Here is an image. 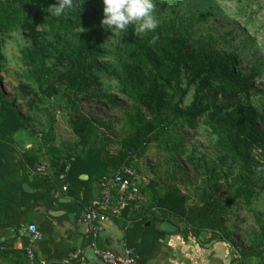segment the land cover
<instances>
[{
	"label": "trees",
	"instance_id": "1",
	"mask_svg": "<svg viewBox=\"0 0 264 264\" xmlns=\"http://www.w3.org/2000/svg\"><path fill=\"white\" fill-rule=\"evenodd\" d=\"M72 3L65 14L52 17L48 8L58 6L57 0H0V71L5 60L1 52L3 38L22 34L30 39L32 45L20 50L29 84L49 98L63 86L67 96L72 97L68 119L78 139L77 153L61 159L62 152L52 147L55 119H50L42 144L50 156L49 172L34 174L40 153L19 150L15 141L30 120L23 119L0 91V230L14 227L17 215L29 207L60 204L55 195L64 187V196L86 210L97 197L96 189L103 177L123 165L139 172L137 162L152 144L167 148L171 141L179 148L177 129L188 127L202 129L210 136L221 157L238 167V173L210 174L191 205L175 188L141 185L146 203L138 210L128 207L120 218H115L126 219L121 226L126 247L136 251L139 264H145L147 251L163 233L157 228L163 222L176 228L183 240L192 237L200 244L228 243L240 255V259H232V264H264V226L254 233L248 248L239 249L224 225L225 213L232 211L234 204L250 206L257 197L264 196V161L255 157L257 151L264 155V100L258 101L251 85L256 75L240 77L230 62L216 59L211 53L188 52L187 31L173 35L160 23L155 32L143 36L127 31L121 36L123 50L114 68L120 73L121 93L133 107L126 116L128 132L114 153L94 148L90 139L95 135V121L80 113L74 99L93 83L100 84L98 72L107 49L100 29L94 28L102 26L96 20L103 19V7L97 9L96 0ZM156 3L157 9L163 7ZM79 32L91 35L79 43L69 40ZM153 36L157 39L150 43ZM61 44L57 61L64 70L57 72V67L49 64L50 47ZM191 89L192 101L186 104ZM64 162L70 166L67 172ZM84 175L87 180L80 179ZM145 192H149V198ZM1 238V261L28 264L24 250L12 249Z\"/></svg>",
	"mask_w": 264,
	"mask_h": 264
},
{
	"label": "rangeland",
	"instance_id": "2",
	"mask_svg": "<svg viewBox=\"0 0 264 264\" xmlns=\"http://www.w3.org/2000/svg\"><path fill=\"white\" fill-rule=\"evenodd\" d=\"M96 7H104L102 0H96ZM153 15L165 28L176 33H186V49L196 54L211 53L214 58L230 62L237 69V75L251 79V85L257 93L259 102L264 100V0H152ZM156 2L163 5L157 9ZM101 22L100 17L96 20ZM100 29L107 53L102 57L98 77L100 84L91 87L74 99L82 115L93 119L95 135L90 139L94 148H105L115 152L119 141L128 132L126 116L132 112L131 101L121 93L120 73L114 68L116 59L123 50L121 36L115 35L103 26ZM129 26L127 31H132ZM90 32L75 34L74 43L87 39ZM94 35V33H93ZM32 42L22 34L5 36L1 52L5 60L1 64L0 91L5 99L13 102L14 109L23 119H29L26 127L15 137L19 150H32L40 153L41 159L36 164H48L50 156L42 147L47 123L55 119L53 148L61 151V159L78 150V139L72 133L68 119L71 96H67L63 86L57 87L56 93L49 98L35 85L29 84L26 67L21 61L20 50L31 46ZM63 45L50 47L49 64L58 71L57 57ZM55 81V80H54ZM194 90L187 95L186 104L192 101ZM183 108V107H182ZM180 132V147L172 142L168 146L152 144L146 155L139 159L138 174L141 185L156 184L175 188L193 204L198 193L209 179V175L230 171L231 176L238 173V167L226 161L214 147V142L202 129H177ZM104 140V142L102 141ZM255 157L264 161V155L257 151ZM210 175V176H211ZM149 198V192H145ZM224 225L230 240L239 249L248 248L255 232L264 226V196L253 200L250 206L234 204L232 211L225 213ZM174 229V228H173ZM191 240L192 237H189ZM188 238V240H189ZM216 243V242H215ZM234 259H240L235 248H230Z\"/></svg>",
	"mask_w": 264,
	"mask_h": 264
},
{
	"label": "crops",
	"instance_id": "3",
	"mask_svg": "<svg viewBox=\"0 0 264 264\" xmlns=\"http://www.w3.org/2000/svg\"><path fill=\"white\" fill-rule=\"evenodd\" d=\"M98 193L97 188L95 194ZM64 194L62 190L55 195L60 204L46 203L42 206H32L26 212L18 214L15 226L8 228L12 233L7 238L5 234L8 229L4 232L0 230L1 241L8 242L14 250L25 251L28 242L26 228L34 223L44 236L43 241L35 247L38 262L64 264V261L76 252H82L93 258L88 248L91 237L87 227L81 222L85 208H81L76 200L65 197ZM62 200L69 201L62 202ZM127 217L129 218V215ZM125 221L124 218L115 219L105 226L104 232L98 238L101 249L120 250L126 246L121 228ZM162 231L163 233L158 235L157 242L147 251L145 264H232L234 256L224 243L212 241L213 243L200 244L195 238L183 240L167 223ZM139 235H142L141 231ZM0 264L9 263L0 260Z\"/></svg>",
	"mask_w": 264,
	"mask_h": 264
},
{
	"label": "built area",
	"instance_id": "4",
	"mask_svg": "<svg viewBox=\"0 0 264 264\" xmlns=\"http://www.w3.org/2000/svg\"><path fill=\"white\" fill-rule=\"evenodd\" d=\"M68 166L66 172L69 170ZM48 164H36L33 173L46 175L49 171ZM66 188H63L65 191ZM146 203L145 197L140 191V178L136 169L123 165L113 174H109L101 180L99 193L83 212L81 222L87 227L91 237L88 245L92 257L103 264H139L136 251L130 247H123L120 250H103L99 247L98 238L104 232L105 226L113 220L120 218L124 210L133 207L138 210ZM26 232L28 242L25 248L28 264H50L38 262L35 247L43 241V234L38 226L31 223L27 226ZM93 258H89L82 252L71 255L64 264H94Z\"/></svg>",
	"mask_w": 264,
	"mask_h": 264
},
{
	"label": "clouds",
	"instance_id": "5",
	"mask_svg": "<svg viewBox=\"0 0 264 264\" xmlns=\"http://www.w3.org/2000/svg\"><path fill=\"white\" fill-rule=\"evenodd\" d=\"M103 19L101 25L116 33H126L128 27L133 26L136 36H143L155 32L158 21L153 15L154 4L152 0H102ZM58 6H50L49 15L60 17L67 9L73 7L72 0H57ZM157 37L153 36L150 43Z\"/></svg>",
	"mask_w": 264,
	"mask_h": 264
},
{
	"label": "water",
	"instance_id": "6",
	"mask_svg": "<svg viewBox=\"0 0 264 264\" xmlns=\"http://www.w3.org/2000/svg\"><path fill=\"white\" fill-rule=\"evenodd\" d=\"M80 179H81V180H87L88 177L84 175V176H81ZM68 201H69V200H68ZM68 201H63V200H62V202H68ZM72 216H73V215H72ZM164 225H165V223L160 222V223H158L157 228H158L160 231H162ZM177 231H178V230H177L176 228L173 229V232L176 233ZM11 233H12V230H11V229H8L7 232H6V234H5V238H7V237L9 236V234H11ZM213 242H215V241H213ZM213 242H212V243H213ZM92 261L94 262V264H103L101 261H98V260H95V259H92Z\"/></svg>",
	"mask_w": 264,
	"mask_h": 264
}]
</instances>
